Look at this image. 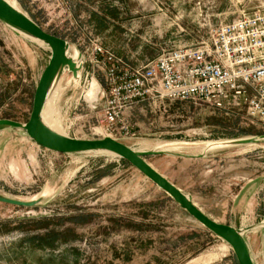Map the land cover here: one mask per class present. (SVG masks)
Returning a JSON list of instances; mask_svg holds the SVG:
<instances>
[{"label": "rangeland", "instance_id": "1", "mask_svg": "<svg viewBox=\"0 0 264 264\" xmlns=\"http://www.w3.org/2000/svg\"><path fill=\"white\" fill-rule=\"evenodd\" d=\"M47 32L78 51L79 77L67 67L49 98L64 132L103 138L99 91L105 67L96 45L136 66L164 49L205 41L209 27L264 5V0H17ZM43 45V46H42ZM74 49V50H73ZM52 52L0 19V118L25 124ZM62 95L72 101L62 109ZM78 101V102H77ZM135 137L121 141L189 195L211 218L243 231L254 264H264V125L244 104L141 103ZM14 137L20 138L13 133ZM236 140L232 143H209ZM172 144V145H171ZM39 145V144H38ZM0 195V264H239L231 245L183 209L120 156L60 153L20 140ZM177 148V149H176ZM22 151V152H21ZM31 153V154H29Z\"/></svg>", "mask_w": 264, "mask_h": 264}, {"label": "built area", "instance_id": "2", "mask_svg": "<svg viewBox=\"0 0 264 264\" xmlns=\"http://www.w3.org/2000/svg\"><path fill=\"white\" fill-rule=\"evenodd\" d=\"M105 68L99 91V127L94 133L117 140L135 137L133 113L147 102L161 111L165 102L201 101L217 108L244 104L249 116L264 125V5L236 18L212 24L205 41L164 49L132 66L96 45Z\"/></svg>", "mask_w": 264, "mask_h": 264}, {"label": "water", "instance_id": "3", "mask_svg": "<svg viewBox=\"0 0 264 264\" xmlns=\"http://www.w3.org/2000/svg\"><path fill=\"white\" fill-rule=\"evenodd\" d=\"M0 19L46 42L52 52L50 61L43 71L36 87L33 108L29 120L23 124L9 118H0V127L22 128L39 145L60 153H79L97 150H107L116 153L167 192L183 209L206 228L227 241L233 248L239 264H254L253 257L244 236L241 234V230L211 218L186 193L146 161L145 157L153 154L155 152L154 150L137 151L111 136L97 139L74 138L59 134L47 127L41 120V113L53 80L61 74L62 68L66 65L74 73L79 72L75 61L67 55V47L69 44L65 39L47 32L25 12L11 5L6 0H0ZM0 202L26 207L36 205V202L32 200L15 199L4 195H0Z\"/></svg>", "mask_w": 264, "mask_h": 264}, {"label": "crops", "instance_id": "4", "mask_svg": "<svg viewBox=\"0 0 264 264\" xmlns=\"http://www.w3.org/2000/svg\"><path fill=\"white\" fill-rule=\"evenodd\" d=\"M61 99H62V109H64V107L66 106L67 103H69V101L70 102L72 101L70 98H66L64 95H62ZM141 103H139V105ZM13 133L17 134L20 138L14 137ZM18 140H20L22 143L28 146L30 152H32V150H36L37 147L39 146L38 143L35 142L22 128L9 127V126L0 127V178L4 177L7 168L11 167L13 161L16 158L13 153L15 150L14 145ZM2 189H4L3 185L0 184V191H2ZM17 199L23 200L22 198H17Z\"/></svg>", "mask_w": 264, "mask_h": 264}, {"label": "bare ground", "instance_id": "5", "mask_svg": "<svg viewBox=\"0 0 264 264\" xmlns=\"http://www.w3.org/2000/svg\"><path fill=\"white\" fill-rule=\"evenodd\" d=\"M6 1H8L11 5L15 6L16 8L22 10V8L20 7V5H19V3H18L17 0H6ZM144 1H145V0H144ZM22 11H23V10H22ZM23 12H24V11H23ZM3 21H5V20H3ZM5 23H7L9 26H11L16 32L21 33V34H24V35L30 37L31 39H33V40H35V41H37V42H39V43H41V44L47 45V46L50 48V46H49L46 42H44V41H42V40H39L38 38L32 36V35L29 34L28 32H26V31H24V30L18 28L17 26H15V25H13V24L7 22V21H5ZM42 46H43V45H42ZM73 50H74V49H73ZM67 55H68V57H70L71 59H73V60L75 61L77 68H79V67H80V64H79V62H78V58H79V53H78V51H76L75 53H72V52H70V48H69V46H68V47H67ZM67 67H68L67 65L64 66V67L62 68V71H64ZM68 68H69V67H68ZM69 70H71V69L69 68ZM62 71H61V73H62ZM60 76H61V74H60L59 76H57V77L53 80V82H52V84H51V86H50V88H49L48 95H47V98H46V101H45V105H44V107H43V111H42V113H41V120H42V122H43L47 127H49L51 130H53V131H55V132H57V133H59V134L67 135V134L64 132L63 128L61 127V125H60L59 123H57L56 121H54V120L51 118V116H50V114H49L50 111H49V108H48V104H49L48 102H49L50 95H51V93L54 91V89L56 88L55 85L57 84V82H58ZM75 77H76V78L79 77V72H76V73H75ZM67 136H68V135H67ZM235 141H236V140L219 141V142L209 143V145H221V144L232 143V142H235ZM171 145H172V144H171ZM176 149H177V148H176ZM137 151H138V150H137ZM94 152H95V153H107V154H111V155H114V156H119V155H117L116 153L111 152V151H107V150H97V151H94ZM188 196H189V195H188ZM189 198L192 200V198H191L190 196H189ZM36 199H37V198L32 199V201H35V202H36V201H37ZM193 202H194V201H193ZM194 203H195V202H194ZM195 204H196V203H195ZM241 234L243 235V231H242V230H241Z\"/></svg>", "mask_w": 264, "mask_h": 264}, {"label": "trees", "instance_id": "6", "mask_svg": "<svg viewBox=\"0 0 264 264\" xmlns=\"http://www.w3.org/2000/svg\"><path fill=\"white\" fill-rule=\"evenodd\" d=\"M123 160L128 163V161H126L125 159H123Z\"/></svg>", "mask_w": 264, "mask_h": 264}]
</instances>
